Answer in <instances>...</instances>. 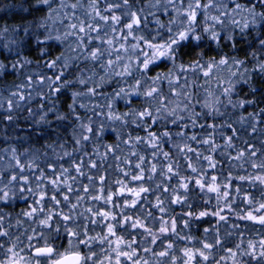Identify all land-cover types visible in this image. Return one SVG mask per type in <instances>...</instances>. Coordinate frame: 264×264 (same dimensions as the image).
Returning a JSON list of instances; mask_svg holds the SVG:
<instances>
[{
	"label": "snow or ice",
	"instance_id": "6c2138e0",
	"mask_svg": "<svg viewBox=\"0 0 264 264\" xmlns=\"http://www.w3.org/2000/svg\"><path fill=\"white\" fill-rule=\"evenodd\" d=\"M0 264H264V0L9 6Z\"/></svg>",
	"mask_w": 264,
	"mask_h": 264
},
{
	"label": "trees",
	"instance_id": "16d2710c",
	"mask_svg": "<svg viewBox=\"0 0 264 264\" xmlns=\"http://www.w3.org/2000/svg\"><path fill=\"white\" fill-rule=\"evenodd\" d=\"M23 3H25V0H0V16L4 15V12L8 9L9 6H12V5L19 6V5L23 4ZM224 167H225V169L227 168L226 165ZM252 192H253V195H255V197L257 199H260V192H259L258 188L257 189H253ZM197 203H201V201L197 200ZM213 203H214V201H213ZM21 206H23V205H21ZM18 210L19 209H17V211ZM239 223L241 224V229L244 230L245 222H239ZM248 227L249 228H259V225H251V224H249ZM192 232L197 234V235H200L201 229L194 226L193 229H192ZM56 243L58 245H63L64 241L62 239H58L56 241ZM177 243L178 244H182L183 242L178 241Z\"/></svg>",
	"mask_w": 264,
	"mask_h": 264
},
{
	"label": "clouds",
	"instance_id": "9594fccd",
	"mask_svg": "<svg viewBox=\"0 0 264 264\" xmlns=\"http://www.w3.org/2000/svg\"><path fill=\"white\" fill-rule=\"evenodd\" d=\"M21 5H23V4H21Z\"/></svg>",
	"mask_w": 264,
	"mask_h": 264
}]
</instances>
